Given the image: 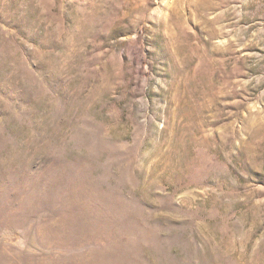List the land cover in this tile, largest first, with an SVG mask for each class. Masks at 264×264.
Segmentation results:
<instances>
[{
	"label": "rangeland",
	"instance_id": "obj_1",
	"mask_svg": "<svg viewBox=\"0 0 264 264\" xmlns=\"http://www.w3.org/2000/svg\"><path fill=\"white\" fill-rule=\"evenodd\" d=\"M0 264H264V0H0Z\"/></svg>",
	"mask_w": 264,
	"mask_h": 264
}]
</instances>
